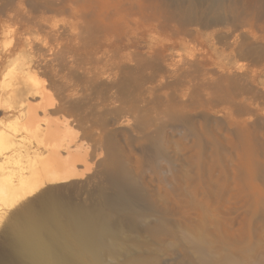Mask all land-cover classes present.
I'll use <instances>...</instances> for the list:
<instances>
[{
  "label": "rangeland",
  "instance_id": "rangeland-1",
  "mask_svg": "<svg viewBox=\"0 0 264 264\" xmlns=\"http://www.w3.org/2000/svg\"><path fill=\"white\" fill-rule=\"evenodd\" d=\"M260 2L200 0L185 20L171 16V0H0V127L11 125L8 133L0 131L2 184L15 178L21 161L15 156L3 163L14 149L10 137L23 133L12 127L22 122L12 115L16 110L1 103L17 76L45 84L49 99L30 97L33 106L46 105L51 120L70 123L76 147L88 151L79 178L47 184L14 202L4 216L0 212V264H98L77 227L108 210L107 199L116 191L113 147L150 194V201L130 199L140 208L162 203L171 179L179 181L176 174L183 170L206 187L210 170L204 163L217 155L212 175L239 178L242 156L235 145L241 135L264 159ZM15 12L19 24L8 23ZM159 145L173 164L159 154ZM257 184L247 192L252 201L264 202V184ZM240 204L228 202L222 214L237 207L240 219L250 216ZM116 219L129 228L128 217ZM132 234L140 245L136 253L155 250L144 231ZM30 235L39 239L36 246L24 240ZM183 255L179 249L158 253L162 264Z\"/></svg>",
  "mask_w": 264,
  "mask_h": 264
},
{
  "label": "bare ground",
  "instance_id": "bare-ground-1",
  "mask_svg": "<svg viewBox=\"0 0 264 264\" xmlns=\"http://www.w3.org/2000/svg\"><path fill=\"white\" fill-rule=\"evenodd\" d=\"M199 1L171 0L175 8L171 16L192 19L194 6ZM262 7L264 0L259 4L260 10ZM7 21L19 24L18 12L9 14ZM17 77L11 93L1 99L3 105L16 110L17 114L12 115L22 120L21 125L16 121L12 127L23 131L10 137L14 149L3 155L4 165L15 156L21 161L10 183L3 185L0 180V193L5 195L4 206H0L2 216L14 202L22 201L47 184L79 178L78 165L88 157L84 154L88 155V151L82 153L77 148L79 145L70 123L51 120L46 105L33 106L30 97H38L42 103L49 99L45 84L36 79L25 82ZM10 126L0 127V131L8 133ZM113 148L115 176L112 180L116 191L107 199L108 210L95 212L77 227L82 245L94 250L98 264H162L158 253L169 254L176 249L184 251V255L174 259L172 264H264V202L252 201L247 192L249 186H257L258 181L264 184V159L257 155L258 149L249 136L241 135L235 145L236 153L241 152L242 156L239 178L227 174L212 175L217 155L215 162L204 161L210 170L206 187L191 182L183 170V174H176L179 181L171 179L174 184H170L162 196V203L152 202L151 206L143 208L133 206L130 199L136 195L150 201V194L142 190L119 152ZM212 148L217 154L220 145L215 144ZM158 150L162 157H169L164 146L159 145ZM224 153L228 158L227 150ZM170 164H173L172 159ZM234 183L240 185L239 188ZM235 199L241 202L239 208L251 213L250 216L240 219L235 214L237 207H231L227 215L222 214L228 202ZM115 216L128 217L129 228ZM150 217L154 219L150 220ZM138 229L156 243L151 253L140 255L135 252L140 245L133 242L135 235L132 233ZM24 240L30 242V246L39 243L36 235L25 236Z\"/></svg>",
  "mask_w": 264,
  "mask_h": 264
}]
</instances>
